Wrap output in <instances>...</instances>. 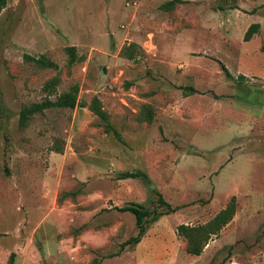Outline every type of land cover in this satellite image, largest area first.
Instances as JSON below:
<instances>
[{
    "label": "rangeland",
    "instance_id": "rangeland-1",
    "mask_svg": "<svg viewBox=\"0 0 264 264\" xmlns=\"http://www.w3.org/2000/svg\"><path fill=\"white\" fill-rule=\"evenodd\" d=\"M168 1L7 0L0 264L11 255L12 264H264V0H183L162 10ZM40 56L56 68L30 60ZM72 86L74 109L20 123L22 109ZM94 99L115 132L91 111ZM136 171L149 183L120 178ZM157 192L175 212L121 248L137 229L116 208L163 211ZM231 204V221L205 239ZM200 241V256L186 252Z\"/></svg>",
    "mask_w": 264,
    "mask_h": 264
},
{
    "label": "trees",
    "instance_id": "trees-1",
    "mask_svg": "<svg viewBox=\"0 0 264 264\" xmlns=\"http://www.w3.org/2000/svg\"><path fill=\"white\" fill-rule=\"evenodd\" d=\"M186 1L183 0H171L168 1L160 6L162 10H168L171 7H173L175 4L179 3H185ZM7 3V0H0V11L5 8ZM259 29V24L258 23H253L249 26L248 30L246 31L244 35V41H250L253 35L258 31ZM68 57H69V64L72 65L75 60H76V54H75V47H67L65 49ZM132 58V57H131ZM30 60L34 61L41 67H50V68H56V65L45 58L44 56H40L38 58H30ZM222 70L225 73L226 76H230L228 71L224 66H222ZM245 78L243 76H238L237 81L241 82ZM56 80H53L50 82V86L55 82ZM77 94H78V87L77 86H72L67 92L62 93L56 97L54 101L50 99H46L42 103H37V104H32L28 107H25L24 109L21 110L20 112V123L23 124V122L28 119L29 117L42 113L44 110L49 109V108H69V109H74L77 106ZM91 111L97 116L101 121H103L105 128L107 131H114L112 128L111 124L107 121V116L103 109L101 108V105L98 101V99H94L92 101ZM150 120V118H149ZM115 132V131H114ZM121 179H143L145 182L149 183V178L148 176L141 172V171H136V172H126L122 175H120ZM157 203L159 207H163V211H151L147 209L144 205L135 203V202H130L127 203L126 205L116 208L119 212L122 213H130L133 215L135 219V226L137 229V233L135 236L130 237L127 239L124 243H122L121 248H125L127 246H134L138 244L143 236L145 235L148 226L156 222L159 218L169 215L173 212H175L176 208L172 207L168 202L164 200L162 195L157 192ZM235 207L234 205L228 206L226 209H224L215 219L213 225L211 227L209 226L208 229H206V237L207 239L209 236L216 235L217 232L225 226L229 221L232 219V215L234 214ZM189 228L184 225H179L178 227V233L179 235L184 236L187 239V236L185 235V232H188ZM203 242H199L198 244H188L186 247V252L190 255L193 256H200L203 250ZM12 256H10V261L8 264H12ZM94 264H97V261H94Z\"/></svg>",
    "mask_w": 264,
    "mask_h": 264
},
{
    "label": "crops",
    "instance_id": "crops-1",
    "mask_svg": "<svg viewBox=\"0 0 264 264\" xmlns=\"http://www.w3.org/2000/svg\"><path fill=\"white\" fill-rule=\"evenodd\" d=\"M248 75H246V77H247ZM255 76V75H254ZM248 78V77H247ZM230 165V163L228 164V165H226V168H228V166Z\"/></svg>",
    "mask_w": 264,
    "mask_h": 264
}]
</instances>
